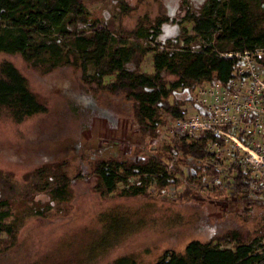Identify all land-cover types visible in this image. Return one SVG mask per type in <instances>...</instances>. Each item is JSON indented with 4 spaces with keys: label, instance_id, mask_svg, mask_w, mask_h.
Masks as SVG:
<instances>
[{
    "label": "rangeland",
    "instance_id": "374dc122",
    "mask_svg": "<svg viewBox=\"0 0 264 264\" xmlns=\"http://www.w3.org/2000/svg\"><path fill=\"white\" fill-rule=\"evenodd\" d=\"M84 2L89 18L98 26L110 28L117 43L128 42L134 33L145 34L160 18L158 41L163 46L196 50L206 45V39L199 36L185 43L181 33L185 28L193 35L192 23L185 16L200 11L207 0ZM151 56L152 52L145 54L142 71H152ZM4 59L25 76L29 88L48 110L22 122L0 112V221L10 220L14 212L21 213L27 206L30 210L43 205L50 208L44 216L31 213L24 218L14 244L0 252V264H112L123 255H133L136 264H152L165 249L183 251L190 239L205 240L225 229L257 224L260 209L252 193L243 196L235 191L225 164L217 165V174H208L204 167L207 159H187L178 164L180 173L170 162L166 169L175 182L161 193L156 190L158 182L148 185V178L145 187L151 191L149 196L120 194L122 188L131 186L128 179H143L140 175L130 176L108 191L95 175L97 159H136L148 154L147 141L137 137L130 103L105 94L92 95L71 67L61 66L43 75L19 54L0 52V61ZM88 70H93L91 64ZM111 79L106 76V80ZM186 93L183 90L178 95L189 98L187 111H202L196 100L199 94ZM165 125L156 145L168 142ZM62 171L72 187L67 202L51 201L44 191L25 199L32 183L54 179ZM191 173L200 179L191 183L201 187L203 201H180L176 197ZM209 187H216L218 194L207 195ZM261 242L264 231L254 245L259 247Z\"/></svg>",
    "mask_w": 264,
    "mask_h": 264
},
{
    "label": "trees",
    "instance_id": "16d2710c",
    "mask_svg": "<svg viewBox=\"0 0 264 264\" xmlns=\"http://www.w3.org/2000/svg\"><path fill=\"white\" fill-rule=\"evenodd\" d=\"M185 20L192 23L193 35H188L183 28L182 41L188 43L199 36L206 39V45L196 50L163 46L158 41L163 22L160 18L145 34L134 33L128 42L117 43L110 28L98 26L89 18L84 0H0V52L19 54L43 75L61 66L71 67L78 71L79 80L92 95L105 94L129 102L137 137L147 141L148 154L136 159H97L95 175L108 191H113L118 183L130 176L155 174L156 190L161 193L175 182L166 169L170 162L179 173L178 164H184L189 158L207 159L204 167L210 175L217 174V165L227 166L211 149L213 143L223 144V141L209 130L186 132L163 145L151 146V139L157 137L161 127L168 123L167 115L171 119L186 115L185 103L189 98L178 92L185 90L192 94L204 82L228 86L239 58L219 53L264 46V0H207L200 11L187 14ZM150 41L155 44L150 45ZM148 52H152L151 72L140 68ZM253 58L263 70L264 54ZM89 64L93 67L91 72ZM109 75L112 79L106 80ZM47 110V105L29 88L17 67L9 60H1L0 112L6 113L14 122H22ZM237 134L243 138L242 133ZM227 170L237 193L245 196L251 192L255 197L260 209L257 224L252 228L225 229L205 240L190 239L183 251L165 249L152 264H264V243H259V247L254 245V240L258 241L264 231V193L250 190L249 167L237 162ZM194 180H200L195 173L186 175L182 189L176 193L178 200L205 199L201 187L196 189L191 184ZM142 181L144 183L140 177L135 184L122 188L120 194L149 196L151 191L146 190ZM209 189L213 195L219 192L216 187ZM41 191L51 201L67 202L72 196V187L63 171L54 179L35 181L24 197L32 199ZM63 207L66 209L67 205ZM29 208L27 206L21 213L14 212L8 221H0V233H3L0 252L14 244L18 226L28 214L44 216L50 207ZM112 264H136V260L133 255H123Z\"/></svg>",
    "mask_w": 264,
    "mask_h": 264
},
{
    "label": "built area",
    "instance_id": "2783aa9c",
    "mask_svg": "<svg viewBox=\"0 0 264 264\" xmlns=\"http://www.w3.org/2000/svg\"><path fill=\"white\" fill-rule=\"evenodd\" d=\"M219 54L239 58L234 77L226 87L208 82L198 85L196 100L203 110L194 108L191 113L187 111L184 118L171 119L167 115V141L186 132L212 131L223 141V144L215 142L211 145L216 157L224 159L228 168L237 162L249 167L252 176L250 190L264 193V69H259L253 58L264 54V46ZM225 124L230 126L225 128ZM159 135L151 139L153 145L160 140ZM142 176L144 186L148 178V185L157 182L152 174L143 173ZM128 180L131 185L135 182ZM211 192L208 189L207 195Z\"/></svg>",
    "mask_w": 264,
    "mask_h": 264
}]
</instances>
